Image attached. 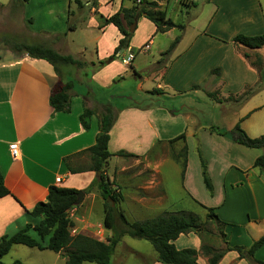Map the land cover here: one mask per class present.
Listing matches in <instances>:
<instances>
[{
	"label": "crops",
	"instance_id": "obj_1",
	"mask_svg": "<svg viewBox=\"0 0 264 264\" xmlns=\"http://www.w3.org/2000/svg\"><path fill=\"white\" fill-rule=\"evenodd\" d=\"M131 1L97 0L92 6L86 1L90 27L98 30L92 39L96 51L91 59L82 51L77 58L72 56L68 43L60 38L71 14L70 0H64L61 13L65 21L59 28L33 33L52 37L51 48L81 60L79 67L61 66L56 73L46 61L25 54L0 61V173L10 193L0 199V238L14 235L27 224L34 225L27 213L46 201L50 187L84 192L82 201L69 211L75 216L73 225L82 231L99 227L106 243L112 237V231L103 225V201L94 184L98 175L88 170L70 174L64 162L66 157L94 145L100 113L109 104L114 113L107 142V151L113 155L110 159L124 157L116 156L120 152L134 156L125 158L148 159L151 176L147 185L119 189L122 200L118 210L126 221L142 223L178 212L204 219V208H209L224 224L226 244L249 248L264 234V178L253 166L262 151L239 145L220 136L219 131L230 132L238 124L249 138L264 135V46L250 49L233 42L238 35L264 34V0H194L191 8L197 9L193 14H189L190 9L179 10L189 18L185 24L173 22L183 25V30L172 28L163 33L166 42L159 46L155 26L142 14L130 33L128 49L134 59L126 65L128 71L115 60L107 61L121 34L112 24L101 26L94 18H108L120 8L130 9ZM51 12L46 13L51 17ZM121 23L130 30L122 18ZM144 28L145 36L132 44L133 35ZM75 30L70 25L66 32L70 35ZM178 35V44L164 55ZM146 45L147 50H142ZM60 80L73 83L69 113H53L49 106L50 92ZM129 87L132 91L128 93ZM120 98L128 102H116ZM84 108L93 111L88 130L79 121ZM10 145H17V158H12ZM160 145L169 151L162 157ZM184 146L182 174L180 153ZM201 160L212 193L204 186ZM89 163L87 156L73 160V166L82 169ZM168 179H173L174 185L169 186ZM114 226L119 227L117 220ZM126 237L116 244L112 264H161L151 245L141 252L138 245H127ZM172 243L178 250L198 251L202 245L193 233L180 235ZM19 246H12L2 259L11 261L24 252ZM255 258L264 261V246L256 251ZM197 263L207 264V259L199 256ZM218 264L248 262L230 251Z\"/></svg>",
	"mask_w": 264,
	"mask_h": 264
},
{
	"label": "trees",
	"instance_id": "obj_2",
	"mask_svg": "<svg viewBox=\"0 0 264 264\" xmlns=\"http://www.w3.org/2000/svg\"><path fill=\"white\" fill-rule=\"evenodd\" d=\"M26 2L27 0H21ZM80 6L79 0H73ZM162 0H133V6L130 9L120 8L118 12L108 18H102L101 26L112 24L117 28L122 38L119 40L117 47L112 56L107 61H111L115 54L129 48L130 33L124 29L121 23V18L125 21L129 28L142 14L150 21L158 33H166L172 28L183 30V25L173 23L166 15L165 11L158 9L157 2ZM143 5V8L139 7ZM194 5V4H193ZM192 5V6H193ZM69 30V28H68ZM181 35H178L169 45L168 49L163 53L168 55L180 41ZM233 42L240 44L250 49H259L264 46V34L255 37H246L238 35L233 39ZM9 48L17 54H25L31 59L44 60L49 63L56 73H59L58 67L75 65L81 66L82 63L74 59L72 56L60 55L52 48L44 44H27L10 43ZM103 63H100L102 65ZM260 66V61L256 62ZM73 91V83L58 84L51 90L49 95V106L53 113H69L70 99ZM93 111L89 109L83 110L79 117L80 124L84 130L89 129L90 117ZM114 120V113L109 104L105 105L102 113L99 116L98 133L95 137V143L89 149L78 153L74 156L66 157L64 162L70 174L80 173L85 170L92 172H100V175L94 182L97 185L101 197L104 200L105 217L103 225L105 228L112 231V237L107 240V243L100 242L88 236L76 235L71 236L69 227L73 226V222L68 219V213L74 209L78 200V193L74 189H66L59 187H50L45 202H40L27 213L28 217L34 222V225L27 224L23 229L12 236H3L0 238V264L2 258L6 256L12 246L22 245L27 248H35L39 251L48 250L53 253L64 254V264H83L85 262L95 264H110V258L114 252V248L119 240L124 237L147 241L157 254V261L161 264H198L197 258L202 256L207 259V264H218L223 256L230 251L237 253L239 259H244L248 264H264V261L255 258V253L258 249L264 246V234L249 248L244 247H229L224 241V224L221 223L214 213L213 209L204 208L206 216L203 221L200 217L185 212L166 213L163 216L153 218L142 223H128L117 205L121 202V195H115L110 190V183L104 177V167L108 160L113 156L107 151L108 133L111 129ZM220 136L229 137L233 142L242 145L249 149H259L262 155L254 161V168L258 169L259 173L264 178V135L258 138H249L239 125L236 124L230 132L219 131ZM185 146L182 149V174L185 169ZM87 156L89 158V166L87 169L73 166V160ZM116 156L134 157L125 153H118ZM202 179L206 190L212 193V186L206 174V167L201 160ZM93 186V185H92ZM88 189L86 192H88ZM84 193V192H82ZM9 191L5 188L3 178L0 173V199L9 196ZM118 221L119 227H115L114 223ZM211 225L215 226L218 237L223 244V248H213L203 243L202 234L212 235L210 230L203 227ZM34 232L36 238L30 235ZM193 233L202 241L200 249H182L178 250L174 247L173 241L180 235ZM46 240L44 243L43 241ZM13 264H20L15 261Z\"/></svg>",
	"mask_w": 264,
	"mask_h": 264
},
{
	"label": "rangeland",
	"instance_id": "obj_3",
	"mask_svg": "<svg viewBox=\"0 0 264 264\" xmlns=\"http://www.w3.org/2000/svg\"><path fill=\"white\" fill-rule=\"evenodd\" d=\"M70 1L71 14L68 16V25L66 26V31H69L68 28L70 27V25L73 28H76V30L73 31V33H71L70 35L65 31L64 34L60 35V38L63 42L66 41L68 43L67 50L72 56L77 58V55L82 51L86 59H91L92 57H94V53L96 51L95 44L92 42V39L97 34L98 30L96 28L90 27V7L86 5V1L88 0H79L80 6H78V4H76L73 0ZM89 1L90 6H92V3L96 2L97 0ZM193 1L194 0H162L160 2H157V4L159 10H163L165 11V13H168V18L172 22L179 23L181 21V23L184 25L185 21H187V19L189 18H187L185 14L183 16V13L181 14L180 11L190 9L189 14H193L197 9L191 8L194 4ZM139 8L142 9L143 5H141ZM49 9L52 10L51 17L46 13ZM63 10L64 0H27L26 2H22L21 0H0V61L10 58L11 56L17 57L18 55H20L10 50L9 44L13 42H25L27 44L39 43L44 44L50 48H54V41L52 37H43L42 35H34L33 33L39 32L42 29L45 31L47 29L46 32L48 33L54 30V27L59 28V26L65 21V19H62L63 13L61 12ZM95 14H97V12ZM94 19L99 23V25H101L100 16H97ZM128 32L130 33L129 29ZM146 33L147 28H144L142 31L139 30V32L133 35V40L131 39V41L133 42L132 44H137L138 42H140ZM130 36L132 38V35ZM163 37L164 36L162 35V33H158V35L156 36L158 46L165 44L166 40ZM120 54H123V57H113L112 60H115L119 64V67H121L122 69L126 68L129 71V66H126L122 63V59L127 57V53H124L123 50L120 52ZM78 61L80 62L81 60ZM128 89L129 90H127L126 92L129 93L130 91H132L131 87H129ZM111 97L112 95L109 96V98ZM116 102L127 103L128 100H126L125 98H120L116 100ZM158 149L160 157H162L163 153H169L167 146L160 145L158 146ZM180 154L182 155V152ZM147 161L148 159H135L125 157H118V159H109L103 169L105 173L104 177H106L108 179V182L110 183V190L113 191V193L117 196L121 195L119 190L121 189V186L130 187L134 184H136L135 186H137V184L147 185L148 180L151 179L150 172L147 168ZM168 181L169 186H171L172 183L174 185L173 179H168ZM98 195L99 197H101L100 192ZM101 200L103 201L104 208L105 202L103 198H101ZM113 206L115 208H118V204H115ZM74 217L75 216H73V218ZM200 219L201 221H203L205 218ZM74 226L77 229L76 231L79 233V235H90L88 237H92L93 239H95L94 237L97 235L100 236L102 240H104V232L103 230L99 229V227H95L92 229L88 228L86 229V231H82V227L75 224ZM204 229L210 230L212 232V235L210 236L205 235V232H203L202 237L203 243L205 245H209L213 248L224 247L218 237L215 226L207 225L203 227V230ZM30 234L34 235V238H36L35 234H33L32 232H30ZM46 240L47 239H45L43 242L45 243ZM125 241L127 245L133 243L135 245H138L139 247L137 248L141 252H145L148 248L151 249L150 244L145 240H133L130 237H126ZM18 249H21L24 252L16 254L11 261H8L7 258L2 259V263L13 264L15 261H19L20 264H64V254L57 255L56 253L48 250L39 251L35 248L30 249L25 246H19ZM83 264L95 263L85 262ZM110 264H112L111 259Z\"/></svg>",
	"mask_w": 264,
	"mask_h": 264
},
{
	"label": "built area",
	"instance_id": "obj_4",
	"mask_svg": "<svg viewBox=\"0 0 264 264\" xmlns=\"http://www.w3.org/2000/svg\"><path fill=\"white\" fill-rule=\"evenodd\" d=\"M147 48H148V46L146 45L144 47V50H147ZM126 53H127V57L122 59V63L125 64V65H130V63L134 59V54L132 53V51L130 49H127ZM9 150H10L12 158H17L19 156V151H18L17 145H10ZM55 182L59 183L60 179H56ZM68 219L71 220V221L73 219V215L70 212L68 213ZM76 230L77 229L75 228L74 225L69 227L70 235L71 236L79 235V233ZM94 238L97 239L100 242H103V240L100 238V236L96 235Z\"/></svg>",
	"mask_w": 264,
	"mask_h": 264
},
{
	"label": "water",
	"instance_id": "obj_5",
	"mask_svg": "<svg viewBox=\"0 0 264 264\" xmlns=\"http://www.w3.org/2000/svg\"><path fill=\"white\" fill-rule=\"evenodd\" d=\"M134 26H135V24L133 23L131 26H130V33H132L133 32V30H134ZM96 175H100V172H96ZM82 198H83V193L82 192H79L78 193V200H77V202H76V204H79L81 201H82Z\"/></svg>",
	"mask_w": 264,
	"mask_h": 264
}]
</instances>
